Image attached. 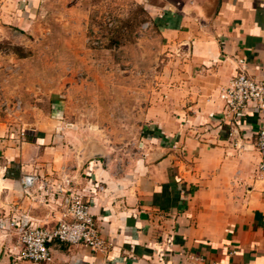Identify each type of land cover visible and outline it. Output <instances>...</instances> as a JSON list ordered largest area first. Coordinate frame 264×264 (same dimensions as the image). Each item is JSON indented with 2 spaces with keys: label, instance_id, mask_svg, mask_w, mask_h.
<instances>
[{
  "label": "crops",
  "instance_id": "obj_1",
  "mask_svg": "<svg viewBox=\"0 0 264 264\" xmlns=\"http://www.w3.org/2000/svg\"><path fill=\"white\" fill-rule=\"evenodd\" d=\"M33 1L0 0V33L25 27ZM175 17L161 35L178 65L144 110L134 158L118 164L63 146L71 133L52 118L36 119L3 153L0 264H264L255 148L264 111L228 114L220 98L240 68L264 79V0H190ZM26 175L35 182L22 199ZM68 188L88 200L106 249L54 242L48 263L16 259L6 221L54 229Z\"/></svg>",
  "mask_w": 264,
  "mask_h": 264
},
{
  "label": "rangeland",
  "instance_id": "obj_2",
  "mask_svg": "<svg viewBox=\"0 0 264 264\" xmlns=\"http://www.w3.org/2000/svg\"><path fill=\"white\" fill-rule=\"evenodd\" d=\"M33 2L25 27L0 33V166L39 118L60 122L71 133L62 145L89 157L134 158L144 110L178 65L162 24L190 0Z\"/></svg>",
  "mask_w": 264,
  "mask_h": 264
},
{
  "label": "built area",
  "instance_id": "obj_3",
  "mask_svg": "<svg viewBox=\"0 0 264 264\" xmlns=\"http://www.w3.org/2000/svg\"><path fill=\"white\" fill-rule=\"evenodd\" d=\"M238 63H242L239 60ZM220 98L228 114L253 109L264 111V79L249 76L243 68L237 70L227 86L220 89ZM24 137L23 131L20 133ZM255 148L260 155L257 169L264 174V126L255 138ZM34 177L26 175L21 183L25 195H29L34 185ZM64 209L57 221V226L46 230L40 226L9 224L16 230L18 247L16 259L33 263H48L51 260L50 245L59 242L68 245H83L93 251H103L106 244L101 238L90 205L84 195L73 188L67 189Z\"/></svg>",
  "mask_w": 264,
  "mask_h": 264
},
{
  "label": "trees",
  "instance_id": "obj_4",
  "mask_svg": "<svg viewBox=\"0 0 264 264\" xmlns=\"http://www.w3.org/2000/svg\"><path fill=\"white\" fill-rule=\"evenodd\" d=\"M166 15H168V14H166ZM165 21H166V22H165L164 24H162V27H165V28H172V27L174 26V24H175V19H170V18H168V16H166V20H165ZM168 21H169L170 23H168ZM24 135L26 136L27 133L24 132Z\"/></svg>",
  "mask_w": 264,
  "mask_h": 264
}]
</instances>
